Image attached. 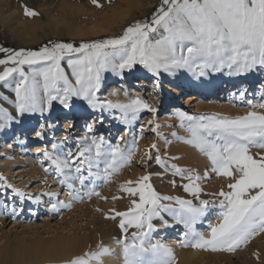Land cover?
<instances>
[{
    "label": "snow or ice",
    "instance_id": "obj_1",
    "mask_svg": "<svg viewBox=\"0 0 264 264\" xmlns=\"http://www.w3.org/2000/svg\"><path fill=\"white\" fill-rule=\"evenodd\" d=\"M92 2L100 6L97 0ZM23 8L26 16L37 15L27 5ZM50 45L41 47L39 51L0 47V53H9L6 59H0V65H4L0 81L7 86L8 78L14 73L19 74L12 89L16 96L17 114L43 115L53 108V102H58L68 110L67 132L74 126L71 120L76 112L81 110L71 103L75 97L86 102L93 112L100 113L101 123L103 113L111 114L118 110L119 122L129 125L139 118L143 110L153 113L154 118L157 109L141 97L127 102L101 99L98 94L106 72L123 78L125 71L140 65L155 77L162 72L172 76L179 70H185L199 78L225 69L231 76L264 70V0H161L150 21H136L120 36L82 42L78 47L62 42H50ZM63 60L71 70L72 79L61 66ZM9 62L12 67L7 66ZM24 65L28 66L27 72ZM36 65L40 67L35 68ZM156 86L158 88L159 84ZM244 95L245 92L241 91L239 97L242 99ZM259 107L264 108V104ZM4 111L0 109V112ZM176 114L181 119V126L184 121L188 122L186 131L190 138L185 142L208 157L211 171L217 176L229 178L228 190L221 189L215 194L222 199H201L203 190L198 183L201 177L193 176L189 170L176 165H171L173 175L187 179L188 183L182 187L192 199L161 195L148 182L150 174L135 182L125 181L120 189L133 197L138 196V199H132L126 212H115L111 217L120 218L118 226L122 234L129 228L134 229L130 242L123 237L124 264H174L175 257L170 247L150 242L152 234L157 231L153 221L160 220L163 226H172L164 219V213L185 227L181 245L194 249L233 252L259 232H264V154L250 151L253 147L264 149V114L248 111L235 118L215 114L190 116L182 111ZM13 119L5 113V122L0 124V128ZM148 123L153 124L154 119ZM87 131H93L92 124L87 125ZM45 133L44 124L34 129L37 139L43 140ZM62 139L67 141L70 136L65 135ZM56 147L54 144L53 148ZM36 151L42 154L43 160L51 162L59 183L68 189L73 199L82 197L70 181L78 182L81 188L89 178L102 179L107 183L113 173L129 163L132 154L131 149H122L119 142L108 145L103 136L95 135L91 137L90 144L86 138L77 141L76 151L69 150L63 156L41 148ZM145 155L147 160L151 159L150 154ZM156 163L165 166L159 155ZM85 170L87 176L84 175ZM204 178H207V171ZM0 181L4 182L0 187L12 188L3 177ZM133 183L135 187H130ZM172 183L175 186V181ZM13 191L20 197L25 195L20 189ZM45 194L58 195L55 192ZM85 195L91 198L100 193L94 186ZM35 199L36 202L40 200L39 197ZM59 203L61 207H70L63 201ZM217 205L220 211L216 223H209L207 235L198 232L196 225L206 218L210 207ZM57 210L58 205L51 204L50 211ZM16 211L13 208V212ZM107 251L101 248L100 252H86L66 264H91L92 261L98 264L99 256Z\"/></svg>",
    "mask_w": 264,
    "mask_h": 264
},
{
    "label": "rangeland",
    "instance_id": "obj_2",
    "mask_svg": "<svg viewBox=\"0 0 264 264\" xmlns=\"http://www.w3.org/2000/svg\"><path fill=\"white\" fill-rule=\"evenodd\" d=\"M6 1L7 0H0V3H3L2 5L5 6L4 9H13L14 7L12 4H8V6H6ZM160 3L161 0H157L147 13H142V15L134 17L119 31L111 32L110 34L88 36L84 38L52 37L31 46H24L20 44L18 45L17 43L10 41L6 35L7 27H9L11 23L18 22L19 24L24 25V29L29 32L32 29L34 19L39 18L43 21L46 19V17L44 15H40V13H38L37 10H35L34 8L31 9H33L37 13V15L26 16L24 14V8L22 7V11L18 8L19 11H16L15 15L11 17L8 22L4 23L3 26L0 25V47L10 48L15 51H18L20 49H24L26 51H39V49L43 46H51L50 42L73 43L75 47H78L79 44L82 42L87 43L95 40L117 37L123 34V30L125 28H127L129 25L133 24L136 21H143L145 19L150 21L155 10L160 7ZM21 5L24 4L22 3ZM7 55H9V53H0V59H6ZM7 66L12 67L13 65L11 64V62H9ZM61 66L65 69V72L68 74L69 79H72L71 70L68 69L66 60L61 61ZM3 67L4 65H0V71L3 70ZM34 67L39 68L40 66L36 65ZM138 67L142 66L136 65L130 71L136 70ZM66 68L70 73L66 71ZM23 69L25 72H27L28 66L24 65ZM130 71H125L123 77L126 78L129 75ZM104 77L105 78L103 81L102 89L98 94L101 99L102 95L107 90V86L110 83L122 80L121 77L115 76L111 72H106L104 74ZM148 77V83L154 82L153 79L155 76L150 74V76ZM134 78L135 77H131V80H135ZM16 79H19L18 73H14L12 77L8 78L7 86H5V82L0 81V109L5 110L4 112H0V124L5 122V113L11 115L14 118L12 121L9 122L11 125L10 128H13L14 130L17 127H20L21 130H23V132H20L18 143L21 142L22 144L26 142L28 146H36L38 148L45 149L50 152L51 147H53L54 144L57 145L53 141L55 138H57V142L60 140L62 143H64L67 146L65 148H67L68 151L72 150L73 152H75L76 143L78 139L86 131V125L84 124L83 118L95 117L93 131L88 132L91 137L93 135L103 136L105 143L108 145H115L117 144V142H119L122 149L125 147H129V149L131 150L138 151L136 153H132V156H130L129 163L125 164L114 174V176L110 177L108 183L113 185L115 191L118 190H116L117 187L115 186V184L117 183L123 184L125 181L134 182L137 181L140 177L150 174V180L148 182L151 183V185L157 192H159L161 195L172 194L171 196H179L178 193H175L176 190H180V187H182L183 184L188 183V181L187 179H182L179 175H173L174 169L171 167V165H176L179 168L187 169L191 172L193 176H200L201 179L198 181L199 184H223V178L220 179L215 172L211 171L212 166L208 157L202 152H200L193 145L187 144L185 142L187 139L190 138V133L186 131L188 122L184 121V125L181 126V119L179 116L172 118L170 117L171 107L175 105V103L178 102L180 98H185L186 96L193 93L192 84L190 82H187L189 79H195V81L198 82V86H201L200 89L202 90H205L210 86H212L216 90V96L206 98V102L208 103V105L203 108V110L198 111L192 107L190 108L180 105V111L190 116H207L215 114L217 116H228L235 118L236 116L245 115L248 111L264 113V108L259 107V105L264 104V70H257L253 73L240 76H231L227 74V69H225L222 72L209 73L207 76H202L199 78L194 77L191 73L185 70H179L175 75L172 76L162 72L157 78V83L159 84V87L157 88L156 86L154 90L151 89L149 86L142 87L141 81H131L127 84L128 92L131 89L137 91V93H139L138 97L143 98L148 104L152 105L157 109L154 118L153 113L147 110H143L139 114V118L130 124V126L132 127L129 126L128 132H126V125L119 122L118 117L120 116V112L118 110H113L111 114L107 112L103 113L104 120L103 123H101L99 119L101 115L100 113L93 112L87 107L86 102L73 97L71 103L75 108L81 109L80 111H77L76 114L80 112L82 113V116L77 115L76 117H74L71 120L74 126L66 132V128H64L63 126V114L66 113L68 110L63 109L58 102H53V108L43 115L39 113L24 114L22 116L17 114L15 108L16 96L15 92L12 90L15 87ZM184 79L188 80L184 81ZM247 79H251L253 82L248 85L246 90H242L241 87H239L238 85L240 83L245 82ZM72 82L75 83L74 80H72ZM231 83H233L234 85L230 87ZM219 86L221 87V89H219ZM257 87L261 88L258 89ZM232 88L234 89L230 91L229 89ZM241 91L245 92V95L242 99L239 97ZM249 101L251 102V105L249 104ZM53 115L56 116V118H52L51 116ZM42 119L44 120V122H41ZM153 119L154 123L149 124L148 121ZM50 121L54 122L50 124ZM40 124H44L46 127L45 138L43 140L37 138L28 139L27 137H29L31 133L34 132V129H38ZM49 125H51V127H48ZM154 127L157 128L156 131L152 130ZM8 131L9 130L6 128V126L0 128V142L4 138V134L6 132L8 133ZM24 132L26 133V135H24ZM8 134L10 136L8 135V138L5 139L6 142L9 140L16 139L15 134ZM65 135H69L70 139L67 141H63L62 138ZM121 137H123L124 139H121ZM169 144L171 146H175L171 147ZM152 145H155V148H153ZM19 147L20 146H15L14 148L15 150H17ZM1 150L2 149H0V161L7 157V154L1 152ZM139 150H141V152L143 153L145 158L144 160L139 159L138 156L141 153H139ZM250 151L253 154H257L260 152V154H264V149H259L256 147L251 148ZM17 153L18 152H11L12 155H17L20 157L21 155ZM146 153L151 155L150 160H147V156L145 155ZM157 155L162 158V161L165 165L164 167L156 163ZM39 156L43 158L42 154H38V157ZM145 160H147V163L144 162ZM50 163L51 162L48 160H43L42 165L44 166V168H46L52 166ZM101 167L102 168L100 169V171L102 174L103 165H101ZM86 168L87 166L85 165V169ZM93 171L95 172L96 169H93ZM206 171L207 178L205 179L204 174ZM84 175L87 176L86 170L84 172ZM185 175H187V173H185ZM89 179L86 181V183L89 181ZM92 179L94 180L95 178ZM15 180H17V178ZM96 180L98 182L103 181L102 179H95V181ZM172 181H175V186H173ZM3 183V181H0V185H3ZM40 184L41 183L39 181L29 182L26 185L28 187V191L24 192V197L18 196L13 191V188L0 187V208L3 216L2 220L5 219L4 223H0V231L7 234L10 233V235L12 234V236H14L15 233L14 230H12L13 222L26 223L33 221L38 226L42 225V221L44 219L48 220L51 225H54L57 222V219L54 216V212L50 211L51 204H53L54 201L50 198L49 195H44L42 197L44 201H42L41 204L37 203L35 206V204L33 203V198L37 194L36 191H34V187H37ZM50 186L51 184H47L46 188L48 189ZM159 188H162V190L165 191L160 192ZM63 189H65V187L63 186L62 188V185L60 184V191ZM112 195L113 194H111V196ZM111 196L110 199L114 195L112 197ZM179 197L183 199H190L184 196ZM60 201L61 198L57 197V202ZM109 202V200L106 201L107 204ZM130 206H127L128 208L122 212H126ZM13 208L17 209V211L13 212ZM21 208L23 209V211H19V209ZM219 211L220 209L217 206L210 207L206 218L210 216V214ZM98 214L101 215H97L98 218H102L103 216L104 218H106L108 216L107 213L104 214L103 212H98ZM112 220L114 222H118L119 224L120 218L117 217L116 219ZM203 221L196 225V230L198 232L206 231L207 234L209 225L206 226ZM168 223L172 226L165 227L161 226L162 223H154L157 226V231L153 234L158 236L159 233L164 232V234H167L168 236H173L175 235L174 232L176 230H182V225L170 222ZM20 230L21 229L19 228L17 231ZM132 231H134V229L129 228L128 232L123 234V237L126 236L127 238H130V232L132 233ZM166 246L172 249V253L175 257L174 264H176V259L179 256L178 254L183 251V248H190L182 246L181 243L180 245H178L177 248L168 245ZM215 253H219L218 256L222 258L230 257L231 264H243V262L248 261L264 263V259H262L264 258V232H259L258 234L253 236L251 239L248 240L246 244L241 245L239 248L233 251V253L227 251L214 252L210 250L208 252V255H212ZM55 264H63V262H58Z\"/></svg>",
    "mask_w": 264,
    "mask_h": 264
},
{
    "label": "bare ground",
    "instance_id": "obj_3",
    "mask_svg": "<svg viewBox=\"0 0 264 264\" xmlns=\"http://www.w3.org/2000/svg\"><path fill=\"white\" fill-rule=\"evenodd\" d=\"M156 1L157 0H97V3L100 5L98 7L92 0H7V5H5L8 6V4H12L14 8L5 10V6L2 5L3 3H0V25L3 26L4 23L8 22V20L15 15L16 11L23 9V5H21L23 3L29 8L37 10V12L40 13V15H44L46 19L43 21L39 18L34 19L32 29L29 32L24 29V25L18 22L11 23V25L7 27L6 32L10 41L18 45L31 46L52 37L84 38L119 31L134 17L142 15V13H147ZM66 71L68 72V69ZM150 74L151 73L147 72L143 67H138L136 70L130 71L126 78L123 77L121 81L110 83L107 86V90L102 95V99H118L122 102H127L128 99H135L139 96V93L133 89L129 92L127 90V84L131 81H141L142 87L149 86L154 90L158 77H154V82L148 83L147 80ZM131 77H135V80H131ZM185 80L186 79H184V81ZM187 82L192 84L193 93L185 98H180L178 102L171 107V118L178 116L176 113L181 110L180 105L192 107L200 111L208 105L206 98L216 96V90L212 86L202 90L195 79H189ZM252 82L251 79H247L238 86L241 87L242 90H246L248 85ZM233 83H231L230 87L234 85ZM257 88L260 89L261 87ZM219 89H221L220 86ZM233 89L234 88L229 90L232 91ZM113 92L117 93V95H111ZM125 93L127 95H125ZM66 114L67 112L63 114L64 128H66L68 124ZM77 115L82 116V113L78 112L75 117ZM51 117L56 118L54 115ZM94 118L95 117L83 118L86 127L88 124L94 126ZM41 122H44V120L42 119ZM52 122L54 121H50L49 123L52 124ZM129 126L130 124L126 125V132H128ZM10 127L11 125L8 122L6 124V128L9 130L8 133L15 134L16 139L6 142L5 139L8 138L9 135L6 132L3 136L4 138L0 142L1 152L7 154V157L0 161V177H3L13 189H20L23 192L28 191L26 185L29 182L39 181L41 184L34 187V191H36L37 194L33 198V203L35 206L37 203L41 204L42 201H44L42 197L46 195L45 193L55 192L58 195L55 197L50 196V198L54 201L53 203L58 205V210L52 211L57 219L54 225H51L46 219L42 221L41 226L36 225L33 221H25L26 223L13 222L12 230H14V236H12V234L10 235V233L7 234L0 231V264H55L58 262L66 264L70 259L83 255L86 252H100L101 248L107 249L108 251L99 256L98 264H124L123 234L118 226V222H114L111 217L115 215V212H122L127 209L132 199H138V196L133 197L123 192L120 189L121 183L115 184L117 187H115L116 190L118 189L115 191L112 184L108 182L105 183L104 181L98 182L97 180L95 181V179L93 183V179L90 178L83 188H81L78 182L70 181V183H73L75 187L79 189L80 196L82 197L81 199H73L68 194V189L66 187L60 191L59 178L56 176L54 166L52 165L44 168L41 164L43 158L40 156L38 157L36 151L38 147L28 146L26 142L22 144L21 142L18 143L20 132H23V130H21L20 127L13 130V128ZM86 127V131L81 135L78 141L86 138V142L90 144L91 136ZM24 135H26L25 132ZM27 138H35L34 132ZM57 140V138L53 140L54 143L57 144V147L55 149L51 147L50 153L61 156L66 155L68 149L65 147L67 146L60 140L57 142ZM15 146L20 147L15 150ZM174 146L172 145L171 147ZM125 148L123 149H129V147ZM11 152H18L17 154L21 156L12 155ZM134 152L136 153L138 151L132 150V153ZM140 152L141 150H139V153ZM138 157L140 160L145 159L142 152ZM45 169H48V171H45ZM115 173H113L112 176H114ZM16 178L17 180H15ZM219 178H223V184H200L203 190L200 196L201 199L213 201L222 199L215 194L219 193L221 189L227 191V185L230 181L229 178L223 176H219ZM47 184H51L48 189L46 188ZM94 186L95 190L99 192L100 195H93L91 198H88L85 192L92 189ZM129 186L135 187V183ZM162 188H159L160 192L165 191L162 190ZM175 193H178L179 196L192 199L188 193L184 192L183 187H180V190H176ZM111 194L117 197V199L114 200V196L112 195V197ZM110 196L112 197L111 199ZM36 197L40 198L39 202H36ZM57 197H60L61 201L65 204H69L70 207H61L60 203L57 202ZM128 198H131V201ZM108 200L110 202L107 204L106 201ZM98 212L107 213L108 216H105L106 218H104V216L98 218V216H101ZM163 215L165 220L170 223H175L172 217L167 213ZM2 217L0 208V223H4L5 219L2 220ZM217 217L218 212L210 214L203 223L206 226H208L210 222L216 223ZM153 223L157 224L162 222L160 220H155ZM19 228L21 230L17 231ZM185 231L186 229L182 225V230H176L173 236H168L164 234V232L159 233L158 236L153 234L150 242L162 243L177 248L178 245H180ZM199 232L207 235L206 231ZM128 240L129 242L131 241V236ZM209 251L210 250L194 249L192 247L188 249L183 248V251L178 254L179 256L176 259V264H231L230 257L222 258L218 256L219 253L208 255ZM91 264H97V261H92ZM243 264L264 263L248 261L243 262Z\"/></svg>",
    "mask_w": 264,
    "mask_h": 264
}]
</instances>
